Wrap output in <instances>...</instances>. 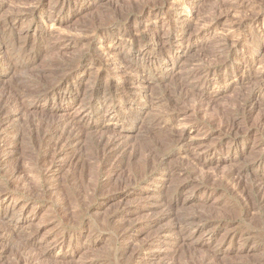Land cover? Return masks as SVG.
I'll use <instances>...</instances> for the list:
<instances>
[{"label": "rangeland", "instance_id": "1", "mask_svg": "<svg viewBox=\"0 0 264 264\" xmlns=\"http://www.w3.org/2000/svg\"><path fill=\"white\" fill-rule=\"evenodd\" d=\"M225 1L0 0V264H264V7Z\"/></svg>", "mask_w": 264, "mask_h": 264}, {"label": "bare ground", "instance_id": "2", "mask_svg": "<svg viewBox=\"0 0 264 264\" xmlns=\"http://www.w3.org/2000/svg\"><path fill=\"white\" fill-rule=\"evenodd\" d=\"M234 1H235V3H234ZM232 0V2H230V1H225V2H222L221 3V7L220 8H222V9H226V11H228V13L229 12H236V11H239L240 12V10H242L243 11V9H247V10H256V9H258V8H262V7H264V0H248V2H245L244 0ZM236 1H240V3H237ZM237 3V4H236ZM161 4V3H160ZM185 5V4H184ZM219 6H220V3L218 4ZM164 7V6H163ZM151 8V7H150ZM219 8V9H220ZM146 9H147V7H146ZM157 9V8H156ZM162 9V8H161ZM185 9V8H184ZM188 9H189V7H188ZM143 10V9H142ZM141 10V11H142ZM159 10V9H158ZM157 10V11H158ZM191 10V9H190ZM260 10V9H259ZM147 11V10H146ZM160 11V10H159ZM187 11H189V10H187ZM224 11V10H223ZM225 11V12H226ZM245 11V10H244ZM243 11V12H244ZM149 12V11H148ZM161 12V11H160ZM159 12V13H160ZM192 12V11H191ZM238 12V13H239ZM247 12V11H246ZM252 12V11H251ZM250 12V13H251ZM257 12H258V10H257ZM224 13V12H223ZM163 14V13H162ZM226 14V13H225ZM230 15L232 14V13H229ZM255 14H256V12H255ZM254 14V15H255ZM144 15V14H143ZM142 15V16H143ZM147 15V14H146ZM233 15V14H232ZM231 15V16H232ZM235 15V14H234ZM238 15V14H237ZM236 15V16H237ZM135 16H137V15H135ZM154 16H155V14H154ZM230 16V17H231ZM241 16V15H240ZM245 16V15H244ZM248 16V15H247ZM227 16H225V18H226ZM239 17V16H238ZM136 18V17H135ZM228 19H229V17H227ZM226 18V19H227ZM233 17H231V19H232ZM245 18V17H244ZM133 19V18H132ZM264 19V13L263 14H257V15H255V16H253L252 18H251V20L249 21V24H250V26H251V28L252 27H254V26H256V25H258V23L261 21L262 22V20ZM164 20V19H163ZM233 20V19H232ZM245 20V19H244ZM136 21H137V19H136ZM139 21V20H138ZM137 21V22H138ZM153 21V20H152ZM151 20H150V18H149V15H147L146 16V18H145V25H146V27L148 28V29H151L150 30V36H149V38H147L146 40H145V42H147V43H144L146 46H145V48H143V49H141L139 52L141 53L140 55H141V57L142 58H146V55H147V53L149 52V51H153L151 48H150V46L148 47L147 45H148V43H151V44H153V46L156 48L154 51L158 54L159 53V57H161L160 56V54L161 53H163V54H165L163 51H165L166 49H170V47L172 46V44L171 43H169V44H167V47L166 46H164L163 44H159L160 43V41L158 40L159 39V32L156 30V23L155 22H152ZM161 21V20H160ZM128 23V22H127ZM139 23H141V22H139ZM234 23V22H233ZM239 23H240V21H239ZM134 24V23H133ZM246 24V23H245ZM136 25V24H135ZM140 25V24H139ZM161 25V24H160ZM234 26H235V24H234ZM163 27V26H162ZM236 27H237V25H236ZM249 27V26H248ZM188 28V27H187ZM240 28V27H239ZM238 28V29H239ZM195 32H197V31H195ZM127 34V33H126ZM131 34V33H130ZM129 34V35H130ZM190 36V35H189ZM131 38V37H130ZM127 39V38H126ZM126 39H125V41H126ZM224 39V38H223ZM130 40V39H129ZM133 40V39H132ZM135 40V39H134ZM139 40V39H138ZM142 40V39H141ZM140 40V41H141ZM226 40V39H225ZM158 41H159V43H158ZM180 41V40H179ZM218 41V40H217ZM217 41H216V43H217ZM127 42V41H126ZM136 42H139V41H136ZM135 42V43H136ZM221 42V41H220ZM225 42V41H224ZM130 43V42H129ZM140 44V43H139ZM217 44H219V43H217ZM131 45V43L129 44V46ZM124 46V45H123ZM139 46V45H138ZM137 46V47H138ZM142 47H143V44H142ZM224 47V46H223ZM130 48V47H129ZM139 48H140V46H139ZM136 50L138 49V48H135ZM134 50V49H133ZM40 51V50H39ZM38 51V52H39ZM166 52V51H165ZM168 52H169V50H168ZM36 54H37V52H36ZM167 55V54H166ZM158 57V58H159ZM167 57V56H166ZM165 57V55L164 56H162V58H160V59H158V60H156V63H158V64H161V63H165L166 62V60H167V58ZM8 59H10V58H8ZM8 62V61H7ZM224 62V61H223ZM220 63V62H219ZM210 66V65H209ZM227 66V65H226ZM128 67V66H127ZM167 67H168V65H167ZM214 67V66H213ZM216 67V66H215ZM20 68V67H19ZM211 68V67H210ZM167 70V69H166ZM168 71V70H167ZM228 73V72H227ZM229 74V73H228ZM228 74H227V76H228ZM260 85V84H259ZM264 147V146H263ZM260 149H262V148H260ZM260 149H258L259 150V152H260ZM262 151V150H261ZM259 154V153H258ZM257 157H258V155H257ZM259 158V157H258ZM258 158H256L255 160L257 161V159ZM254 161V160H253ZM254 163V162H253ZM256 167H257V165H256ZM12 206V205H11ZM11 209V208H10ZM7 212V211H6ZM13 212H14V210H13ZM6 215H7V213H5ZM112 221H113V219H112ZM119 227V226H118Z\"/></svg>", "mask_w": 264, "mask_h": 264}]
</instances>
